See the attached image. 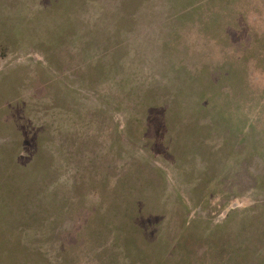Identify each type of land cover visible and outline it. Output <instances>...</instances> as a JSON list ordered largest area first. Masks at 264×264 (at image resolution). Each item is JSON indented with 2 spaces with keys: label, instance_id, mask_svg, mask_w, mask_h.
Masks as SVG:
<instances>
[{
  "label": "rangeland",
  "instance_id": "obj_1",
  "mask_svg": "<svg viewBox=\"0 0 264 264\" xmlns=\"http://www.w3.org/2000/svg\"><path fill=\"white\" fill-rule=\"evenodd\" d=\"M0 264H264V0H0Z\"/></svg>",
  "mask_w": 264,
  "mask_h": 264
}]
</instances>
